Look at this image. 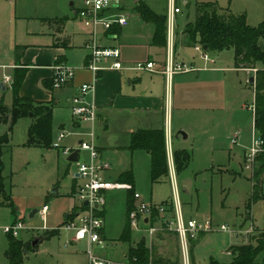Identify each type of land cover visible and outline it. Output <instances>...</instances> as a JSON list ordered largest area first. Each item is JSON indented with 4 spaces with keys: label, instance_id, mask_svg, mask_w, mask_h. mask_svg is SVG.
I'll use <instances>...</instances> for the list:
<instances>
[{
    "label": "rangeland",
    "instance_id": "1",
    "mask_svg": "<svg viewBox=\"0 0 264 264\" xmlns=\"http://www.w3.org/2000/svg\"><path fill=\"white\" fill-rule=\"evenodd\" d=\"M182 1L174 0V7L177 10L175 26L179 31L185 28L189 17L195 16L194 1L215 3L221 9V13L228 11V14L244 15L250 27H258L264 22V0H185L189 2L188 6ZM11 2L15 4L13 7L18 15L22 16L14 23L15 42L40 46L48 40V36L44 34L53 31L52 24L44 19L58 15L64 10L69 12L71 2L74 6L80 7L82 0H11ZM138 2L147 4L156 14L168 17L169 0H120V6L123 8L121 14L128 17V26L122 29L121 38L125 40L137 38L144 42L150 36L152 27L144 26L134 12L133 7ZM114 15L115 12H110L105 16ZM65 30L72 33L91 32V28L72 17L66 22ZM96 32L103 35L100 26L96 27ZM27 33L39 35L29 36ZM198 45H190L176 51V59L184 58L186 63L193 62L196 66L200 59L194 47ZM259 45L264 48V39L259 40ZM6 46L5 39L2 48L5 49ZM148 49V56L155 62L154 64L164 61L160 50ZM82 52L84 50L81 48H75L70 52L68 60L78 64L81 62ZM204 54L210 59H219L221 64L217 68H224L225 74L217 75L212 85L211 90L215 98L211 99L212 109L201 112L197 111L196 107L182 111L174 110L170 150L172 154L175 151H186L190 159L185 169L179 172L174 170V176L169 174L163 182H151L150 161L145 151L137 150L130 156L118 149L129 144V130L139 128L138 115L134 118L130 112L119 113L115 110L105 112L102 114V120L106 121L107 128L104 129L101 118L93 121H76L72 117H67L66 101L62 100L58 105L60 110L58 119H52V145L57 142L58 130L63 124L65 137L59 141V146L78 150V142L84 141L105 149L106 162L112 166L131 164L134 177L133 193L138 195L140 202L157 207L172 204L171 215L167 214L166 210L158 211L159 216L155 221L150 220L144 225L143 221L146 218L144 216L139 219L138 226L130 225L127 229L132 245L142 240L147 247L154 246L161 256L176 254L179 251L181 264H189V255L187 261H183L179 238L174 231L176 202L179 204L185 224L188 221H195L200 225L210 223L213 226L211 232L205 233L204 236H200L201 238L198 236L196 241H188V250L191 244H196L195 258L200 264L208 257L227 262L228 249L231 245L248 243V235L264 231V200L255 204L251 202L252 173L243 166L242 158L244 147L249 148L252 138L258 137L253 129V88L244 73H237L234 70L231 49L204 50ZM143 59L145 60V56ZM257 66L260 67V64ZM72 69L78 71L76 67ZM246 70L256 72L255 69ZM122 73L131 79L141 77L144 90L152 89L158 94L163 91V80L160 76L150 77L143 72ZM4 79L5 76L0 83L4 87V90L0 89V102L10 107L12 103L10 86ZM29 125L28 118L18 120L12 126L9 141L3 145L1 152L0 179L3 191L0 193V264H8L5 258L8 235L3 229L16 222H21L23 229L15 239L27 245L34 236L43 235L46 230L58 231L40 244L36 251L30 247L25 255L22 253L24 264H87V252L112 262L125 263L124 254L128 244L121 242L120 238L126 227L128 191L113 189L105 197L102 227L106 241L102 239L100 244H94L90 248L86 243L70 244L73 232L66 228L65 215L80 205L76 198L68 196L72 174L77 170V166L75 163L67 162L62 148L27 147ZM159 126L158 129H161ZM7 129V124H0V136L6 133ZM162 130L166 132L165 125ZM179 132L185 134L186 138L179 135ZM237 134V143H233L231 139ZM166 149L169 155V148ZM167 160L171 163L172 158L167 156ZM89 162L87 153L80 152V163ZM259 179L264 184V171ZM54 189H57L55 196L51 194ZM6 197L11 199L10 206L6 204ZM44 206L47 207L45 220L39 213L31 215L34 210L40 211ZM220 226H225L227 230H218ZM150 228L157 232L151 235Z\"/></svg>",
    "mask_w": 264,
    "mask_h": 264
},
{
    "label": "crops",
    "instance_id": "2",
    "mask_svg": "<svg viewBox=\"0 0 264 264\" xmlns=\"http://www.w3.org/2000/svg\"><path fill=\"white\" fill-rule=\"evenodd\" d=\"M182 2L185 6H188L189 2H186L185 0H183ZM197 3H206V2L194 1L193 3L194 10H195V5ZM13 6H15V4H13L11 0H8L7 2H0V70H2V72H0V83L2 82L3 76L11 77L16 67L26 68L27 74L23 81L19 95L22 98L29 99L39 103L51 102L54 105L52 112V119H58L57 117L60 114L58 105L62 100L66 101L65 108L67 109L66 110L67 117L71 118V113H70L71 99L78 94V90L81 85L85 83H92L94 86V91L93 94L90 95L88 100L94 106L97 113V118L99 119L101 118L102 120L103 119L102 114L110 110H115L119 113L130 112L132 116H134V118L135 115H138L139 118L137 119L140 120L139 122L140 126L139 128L136 127V129L132 128L131 130H129L130 131L129 137L133 131L139 129L157 130L160 122V126H159L161 127V129L159 128L160 130L164 129V125L166 127V132L164 133L165 143H166V148H169L170 151L169 155L167 152V156L172 158L173 161L172 151L170 150V148L172 143L171 133H172V117L174 110L182 111L186 109H194V107H196V110L201 112V111H206L207 109H212L211 99L212 98L215 99L214 93L211 90L213 88L212 85L214 84V80L216 76L219 75L220 73L225 74L224 73L225 70L224 68H217V66L221 64L219 59L212 58L211 59L212 62H204L199 56L200 62H198L196 66L194 65L193 62L186 63L184 58L180 60L176 59L175 52L184 49V47H186L184 28L181 31L177 30L175 26L176 17H174L173 19L172 28L170 29V31H168V17H166L167 37H166V46L164 48L150 46V39L152 32L148 37V39L144 42L139 41L137 38L131 40L122 39L121 34L120 36H117L114 33V35L111 36V34H106L104 33V31H103V35L97 34L96 32L97 44L100 47L118 48L120 50V61L124 65H129L141 61L153 62L150 56H148V50H149L148 48H154L160 50L164 56V61L155 64L156 73L150 74L143 72L145 74H148L150 77L160 76L162 78L163 91L158 94V93H154L152 89L144 90L142 88L144 84L141 83V77H134L132 79L126 77V75L122 73L126 71L110 70L107 72L98 73L96 79L94 78V75L89 70L86 69L88 52L85 49V45L90 41V32L85 31L82 33H72V32H67L65 30V24L70 17H72L74 20L77 19L76 12L79 6H74L73 2L69 4V12H66L64 10L63 12H59L58 15L44 19V20H48L52 24L53 31L44 34L48 36V40L47 42L42 43V45L40 46H36V44H25V43L15 42L16 31H13L14 23L17 20L21 19L22 16L18 15L17 10ZM193 20H194V16L189 17L186 24L193 22ZM142 24L144 26H151L144 23ZM27 35L38 36L39 33H35V34L27 33ZM5 39L7 40V46L5 49H3L2 44L3 42H5ZM118 41H120V43H118ZM16 47H24V50L21 52V58L19 61L20 66H17L15 62ZM75 48H81L82 50H84V52L81 53V62H79L78 64L71 63L68 60V56L70 52L74 51ZM139 53H143V54H139ZM144 56H145V60L143 59ZM172 57L174 58L175 62L177 63L181 62L184 65L191 67L192 71L176 74L170 80H166L165 76L161 72L164 70V65L167 62V60H169ZM58 63H62L66 65L68 68L76 67L78 68V71H75L74 79L69 84L59 89L52 88L51 92H49L44 89L42 83L44 80H52L51 79L52 67ZM233 64H234V58H233ZM234 70L237 73L239 72L244 73L247 76V80L249 78L251 71H254V70L247 71L246 69L245 70L236 69L235 65H234ZM228 71H230V69H228ZM127 72H131V71H127ZM133 73H140V72H133ZM254 76H255V71H254ZM41 84L42 87H40ZM26 85L27 87H25ZM2 87L3 85L0 84V89L4 90V87L3 88ZM75 124H77V122H75ZM63 127L64 125L61 124L58 130V135L60 132H64ZM103 127L104 129L107 128V124L105 120L103 121ZM181 134L183 133L179 132V135ZM235 136H236L235 141L237 143L238 134ZM55 144H57L58 147H54ZM78 144L80 145V142H78ZM128 146L129 144L127 146L119 147L118 149L123 150L124 152H127L130 156H132L133 153H129L127 150H125ZM53 147L57 149L62 148V152L66 149L65 146L64 147L59 146L58 141L52 145V148ZM247 149L248 148L245 147L243 149V155H242L243 166L245 162V154L247 153ZM95 150L97 152L98 162L107 163L109 165V168L102 173V176L105 180L111 182H118L117 178L121 173L128 170L132 172L131 164L114 167L112 166V164L106 162L107 160L105 159L106 156L105 149L95 147ZM80 152H82V150L79 151L78 160H80ZM86 153L89 159V154L88 152ZM172 161L171 163L168 162L169 174H171V176H174L175 169ZM80 184L81 182L78 179L75 171L72 174V185L70 186V190L68 192L69 197H73L74 192L76 191L77 187ZM263 188H264V184L262 183V189ZM107 193H109V191L104 193L105 197ZM51 194L53 196L57 195V189H54V191H52ZM128 194L129 193L127 192V195ZM132 202H133L132 203L133 207L135 208L136 203L134 199L132 200ZM127 206H128V196L126 200V207ZM78 212H79L78 207H74L72 211H70L67 215H65L66 222L69 221L68 218L70 214H74V218H75ZM37 213L40 214V211H38ZM100 213H101L100 216L103 219L105 213L104 207ZM247 219H249V217H247ZM46 231H50V230H46ZM200 236H204V234ZM48 239L49 238H46L45 240ZM101 239L105 240L103 228L101 231ZM44 241H42L41 244ZM69 243L74 245L76 243H85V242L84 241L74 242L72 241V236H71ZM232 246H237V245H231L229 249ZM29 248L27 252L29 251ZM37 248L34 249V251H36ZM229 249H228V257L230 260L231 256ZM124 258L126 259V254H124ZM208 258L206 259V261L203 260L202 264H207ZM194 261L196 264H200L199 261H196L195 251H194Z\"/></svg>",
    "mask_w": 264,
    "mask_h": 264
},
{
    "label": "trees",
    "instance_id": "3",
    "mask_svg": "<svg viewBox=\"0 0 264 264\" xmlns=\"http://www.w3.org/2000/svg\"><path fill=\"white\" fill-rule=\"evenodd\" d=\"M121 9L123 10V8ZM133 10L140 22L152 27L150 46L164 48L167 37L166 16L156 14L143 2H138V4L134 5ZM227 12L221 13V9L212 2L197 3L193 22L186 24L184 28L185 46L189 47L190 45L199 44L202 48L205 47V51L231 49L236 69L256 70L254 83L250 84L254 93L253 129L264 142V48L259 45V40L264 39V22L258 27H250L247 25L244 15H232ZM111 32L120 36L121 29H113ZM23 50L24 47H16L15 49L17 66H20L19 61ZM257 64H260V67ZM26 74V68L16 67L14 69L11 76L12 84L10 85L12 103L10 107H7L0 102V124L8 125L7 132L0 136V157L3 145H6L9 141V133L12 126L22 118H28L31 121L27 130L26 146L52 148L51 130L54 105L51 102H35L19 95ZM42 84L45 90L51 92L53 88L52 80H44ZM125 150L129 153L137 150L148 153L152 183L163 182V180L168 178V160L163 130L139 129L133 131L130 134L129 146ZM172 157L176 172L185 169L190 159L186 151H175ZM256 165L251 175L252 191L250 198L252 203L264 200L262 198V183L259 179L264 171V153H260L256 157ZM117 181L131 186V189L127 190L129 194L127 195L126 227L120 238L121 242L128 244L126 260L133 264H181L179 251L176 254L170 253L167 256H161L156 252L154 246L147 247L142 240L136 244H131L127 228L130 226L129 213L134 210L132 204L134 199L133 173L130 170L125 171L118 176ZM2 191L3 184L2 179H0V193ZM5 199L7 201L6 204L10 206L11 199L9 197ZM160 207H163L167 214H172V204L168 206L165 204ZM158 209L159 207L157 206L152 207L151 221H155L158 218ZM73 218L74 214H70L68 220ZM57 232L56 230L46 231L43 236L50 238ZM26 246L27 243L24 244L8 235V248L5 252L7 263L24 264L22 250ZM194 247L195 245L191 244L188 250L189 264H196L194 261ZM229 250L231 257L228 262H220L210 257L207 260V264H264V231L251 233V235H248V243L232 246Z\"/></svg>",
    "mask_w": 264,
    "mask_h": 264
},
{
    "label": "built area",
    "instance_id": "4",
    "mask_svg": "<svg viewBox=\"0 0 264 264\" xmlns=\"http://www.w3.org/2000/svg\"><path fill=\"white\" fill-rule=\"evenodd\" d=\"M123 10L120 6V0H82L81 6L76 12L77 19L83 24L91 28L90 41L85 45L88 52L86 69L89 70L96 79L98 73L114 71H131V72H145L156 73L155 64L151 61H141L129 65H124L120 61V50L116 47H100L96 42V27L100 26L104 33L114 35L111 32L113 29H123L128 26V17L121 14ZM115 12L112 17L105 15ZM177 13L174 7V0H169V16H168V31L172 28V22ZM200 58L204 62H212L211 59L204 54V49L201 45L194 47ZM192 71L191 67L184 65L181 62H175L174 58H170L164 65V70L161 72L166 80H170L174 75L179 73H186ZM75 71L68 68L62 63L55 64L52 67V87L59 89L66 86L74 79ZM4 82L12 84V78L6 76ZM94 86L92 83H85L79 87L78 94L75 95L71 101L70 113L71 117L76 121H93L97 118V113L94 106L89 102L88 98L93 94ZM253 112V108H252ZM255 133V132H254ZM256 134V133H255ZM258 136V135H257ZM65 137L64 132H60L57 141H61ZM236 136L233 137L232 142L235 143ZM264 142L259 137L252 138L251 146L247 149L245 154L246 169L254 172L256 166V157L260 153H264ZM54 147H58L57 144ZM78 150L86 151L89 154V163H80L78 160L75 164L77 166L76 175L81 184L77 187L73 194L80 205L78 206L77 216L66 222V228L73 232L72 241H84L90 248L94 244H100L102 231V218L99 215L105 205L104 193L113 189H131L130 185L107 181L103 178L102 173L108 169V165L98 162L97 152L94 145L88 144L84 141L80 142ZM73 150L65 149L62 153L68 157ZM133 198L136 203L134 210L129 213L130 225L138 226V221L142 217H146L148 222L151 220L150 214L153 206H148L139 201L137 194L133 193ZM84 203H87L84 206ZM163 207H159L158 211L163 212ZM176 219L174 231L177 233L179 243L182 250L183 261L188 259V241L195 240L201 234L211 232L213 226L210 223L203 225L197 224L195 221H188L186 224L180 213V207L176 202ZM47 214V207L40 210V215L45 220ZM144 219V220H145ZM77 221V222H76ZM143 224L145 225L144 221ZM148 224V223H147ZM23 229L21 222H16L10 227L3 229L6 235L16 238L19 232ZM220 231H226L225 226L218 227ZM157 231L149 229V233L154 235ZM87 264H133L128 260L125 263L112 262L106 258L93 255L87 252Z\"/></svg>",
    "mask_w": 264,
    "mask_h": 264
},
{
    "label": "water",
    "instance_id": "5",
    "mask_svg": "<svg viewBox=\"0 0 264 264\" xmlns=\"http://www.w3.org/2000/svg\"><path fill=\"white\" fill-rule=\"evenodd\" d=\"M205 49V47L203 48ZM248 83L249 84H253L254 83V71H251L249 78H248ZM3 88V87H2ZM183 138H186L185 134H181ZM78 154L79 151L78 150H74L68 157H67V162L72 164V163H76L78 161ZM184 190V189H183ZM87 203H84V206H86ZM38 211L34 210L33 214L37 213ZM148 219L144 220V223L147 224ZM46 239V236L43 235H39V236H34L30 242L29 245L26 246L25 249H23L22 253L25 255L27 253V250L29 247H31V249H36L38 247L39 244H41L42 241H44Z\"/></svg>",
    "mask_w": 264,
    "mask_h": 264
}]
</instances>
